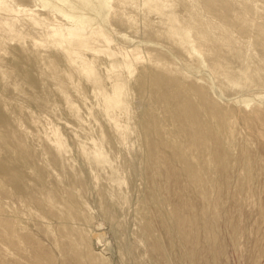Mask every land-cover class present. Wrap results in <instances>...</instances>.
Instances as JSON below:
<instances>
[{"label": "rangeland", "instance_id": "374dc122", "mask_svg": "<svg viewBox=\"0 0 264 264\" xmlns=\"http://www.w3.org/2000/svg\"><path fill=\"white\" fill-rule=\"evenodd\" d=\"M0 264H264V0H0Z\"/></svg>", "mask_w": 264, "mask_h": 264}, {"label": "bare ground", "instance_id": "6f19581e", "mask_svg": "<svg viewBox=\"0 0 264 264\" xmlns=\"http://www.w3.org/2000/svg\"><path fill=\"white\" fill-rule=\"evenodd\" d=\"M100 12V11H99Z\"/></svg>", "mask_w": 264, "mask_h": 264}]
</instances>
